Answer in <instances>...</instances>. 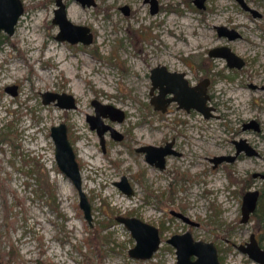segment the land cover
I'll return each mask as SVG.
<instances>
[{
  "label": "rangeland",
  "instance_id": "374dc122",
  "mask_svg": "<svg viewBox=\"0 0 264 264\" xmlns=\"http://www.w3.org/2000/svg\"><path fill=\"white\" fill-rule=\"evenodd\" d=\"M62 1L72 22L89 27L91 43L56 38L55 0H23L14 32L0 33V263L176 264L175 247L166 237L189 229L193 237L216 244L223 264H262L236 244L254 232L264 248V220L258 219L264 217V0H246L258 15L238 0H204L203 8L192 0H156L155 11L149 0ZM72 4L80 11L77 18L69 13ZM169 20L197 44L170 35ZM216 24L235 28L238 36L219 35ZM216 45H228L243 65L229 67L224 57L209 55ZM156 64L183 71L191 83L208 77L212 116L175 101L165 112L154 109L149 88ZM12 84L15 94L5 89ZM45 91L72 93L76 106L46 103ZM93 98L126 111L123 121L113 123L125 140L107 133L104 152L86 119L94 113ZM252 119L258 129L243 126ZM62 121L79 160L90 222L54 157L50 127ZM172 138L182 153L169 155L164 169L135 150ZM233 138H244L257 154L241 152L214 166L213 155L235 152ZM122 174L131 194L114 183ZM249 189H257L259 199L241 221L242 196ZM119 214L160 225L161 242L150 257L129 254L135 239L116 219Z\"/></svg>",
  "mask_w": 264,
  "mask_h": 264
},
{
  "label": "water",
  "instance_id": "95a60500",
  "mask_svg": "<svg viewBox=\"0 0 264 264\" xmlns=\"http://www.w3.org/2000/svg\"><path fill=\"white\" fill-rule=\"evenodd\" d=\"M82 5L94 4V0H79ZM151 1V10L156 8V0ZM243 3V0H239ZM199 7L203 6V0H194ZM125 12L128 6H123ZM24 7L22 0H0V32L12 34L15 25L23 13ZM255 14L257 12L253 11ZM52 21L58 24L59 30L56 38L59 40H67L71 43L82 42L89 44L93 40V35L89 27L72 22L66 15L65 4L62 0H56V7L53 9ZM219 35H226L232 39L238 35L234 28H228L225 25H217ZM209 54L213 56H222L226 59L228 66L241 67L244 60L237 55L229 46L220 45L212 47ZM151 99L157 109L165 110L170 101L175 100L178 106L184 107L186 110L194 108L201 112L205 117L212 115V106L207 103L209 94L207 85L209 79L204 77L195 84H190L183 71L170 70L164 64H157L151 68ZM10 93H16V85H7L5 87ZM157 89V93L153 90ZM171 93L170 96L166 94ZM43 101H54L55 104L63 108H73L76 106L75 96L68 92L45 91L43 92ZM94 113H88L86 119L91 128H95L102 145H104V132L110 130L112 136L121 137V133L108 123L103 122V117H109L111 120H122L124 110L116 105L108 102H101L93 99ZM246 126L253 125L257 128L255 120L246 123ZM50 134L54 142V157L60 170L64 172L72 181L79 193V206L83 211L84 217L90 222L91 205L85 191L82 188V178L79 163L76 159V153L68 138L67 125L65 122L53 124L50 127ZM237 151L245 149L246 153L253 154L255 149L246 144L244 139L235 141ZM138 150L145 152V158L149 163H154L160 168L164 167L165 155L174 152L171 148V142L164 145L144 144L138 147ZM233 159V156L219 155L214 157L215 162L222 159ZM115 184L125 193H132V188L127 181L125 175L121 180L115 181ZM258 198L257 189H249L242 196L241 203V221H247L251 212L256 207ZM120 222L130 230L131 235L135 239L134 245L129 249V254L133 257L148 258L158 248L160 243V235L156 226L145 220L129 215H118L116 217ZM175 247L176 264H221L218 258L217 248L212 241L194 238L190 231L186 230L182 233H174L167 238ZM237 248L245 252L251 259L264 264V248L259 244L254 232H251L248 240L238 244ZM1 264V263H0ZM104 264V263H102Z\"/></svg>",
  "mask_w": 264,
  "mask_h": 264
},
{
  "label": "flooded vegetation",
  "instance_id": "af4514ba",
  "mask_svg": "<svg viewBox=\"0 0 264 264\" xmlns=\"http://www.w3.org/2000/svg\"><path fill=\"white\" fill-rule=\"evenodd\" d=\"M147 1V0H146ZM193 2H194V0H192ZM239 1V0H238ZM22 2H23V0H22ZM149 2H150V10H151V1L149 0ZM240 3H241V1H239ZM195 3V2H194ZM243 3H245V6L242 4V6L246 9V10H248V11H250L253 15H258V14H261V13H259V11L258 10H256L255 8H253V7H251L250 5H248L247 3H246V0H243ZM55 4H56V0H55ZM195 5H196V3H195ZM197 7H199L198 5H196ZM23 7H24V5H23ZM56 7V6H55ZM54 7V8H55ZM204 7V0H203V6L202 7H199V8H203ZM156 8H157V2H156ZM156 8L153 10V11H155L156 10ZM124 9V8H123ZM24 11V10H23ZM125 11V10H124ZM152 11V10H151ZM253 11H255V12H257L256 14L253 12ZM126 13H128V11L126 12ZM219 25H223V24H219ZM215 26H217V24L215 25ZM226 26V25H225ZM229 28V27H228ZM216 29H217V27H216ZM235 29V28H234ZM1 33V32H0ZM217 33H218V31H217ZM226 36V35H225ZM238 36V35H237ZM216 46H220V45H216ZM228 46V45H227ZM213 47H215V46H213ZM212 47H210L209 49H208V54H209V50L211 49ZM210 55V54H209ZM211 56H213V55H211ZM242 58V57H241ZM243 59V58H242ZM226 60V59H225ZM226 64H227V62H226ZM157 65V64H156ZM228 65V64H227ZM153 67V66H152ZM151 67V68H152ZM229 67H233V66H229ZM151 68H150V72H151ZM171 70V69H170ZM178 71V70H177ZM204 78V77H203ZM203 78H201V79H203ZM208 78V77H207ZM201 79H199L198 81H200ZM151 80V79H150ZM189 81V80H188ZM198 81H196L195 83H197ZM209 82V81H208ZM189 83L190 84H195V83H191L190 81H189ZM151 86H152V83H151ZM151 86H150V88H149V94H150V97H149V102L153 105V108L154 109H156V110H160V111H163V112H165V111H167L168 110V106H169V104L171 103V102H173V101H175V100H173V101H170L168 104H167V106H166V108H165V110H161V109H157V108H155L154 107V104L150 101V99H151V93H150V89H151ZM207 87H208V85H207ZM158 92V90H156V89H154L153 90V93L155 94V93H157ZM207 92H208V90H207ZM209 94V93H208ZM171 95V93H168V94H166V96H170ZM94 99V98H93ZM92 99V100H93ZM96 99V98H95ZM92 100H91V103H92ZM75 101H76V99H75ZM99 101H101V100H99ZM101 102H104V101H101ZM176 102V101H175ZM178 104V103H177ZM93 105V104H92ZM94 106V105H93ZM118 107V106H117ZM178 107H180V106H178ZM121 108V107H120ZM184 108V107H183ZM123 109V108H122ZM124 110V109H123ZM212 116V115H211ZM125 117H126V111L124 110V117L122 118V120H111L109 117H103L102 118V120H103V122H105V123H108V124H110L111 126H113L114 128H116L118 131H119V133H121V137L120 138H116V137H114V136H112V134H111V132H110V130H106L105 132H104V145H102V143H101V140H100V137H99V135H98V133H97V131H96V129L95 128H91V129H94L95 131H96V133H97V135H98V137H99V143H100V147H101V149H102V151L104 152L105 150H106V134L108 133L112 138H114L115 140H118V141H122V140H125V135H126V133L125 132H123V131H121L120 129H118L116 126H115V124H113L114 122H121V121H123L124 119H125ZM107 119H109L110 120V122L109 121H107ZM251 122V120L250 121H245L244 123H243V126L245 127V128H249V127H252V128H255V129H258V125H257V128L256 127H254L253 125H250V126H246L245 124L246 123H250ZM256 122V121H255ZM89 123V122H88ZM257 124V123H256ZM89 126H90V124H89ZM67 131H68V128H67ZM68 138H69V140H70V142H71V144H72V146H73V143H72V141H71V139H70V137H69V134H68ZM240 139H244V138H240ZM240 139H236V138H233V143H234V145H235V152L233 153V154H228L229 156L231 155V156H233L234 158L233 159H228V158H226V159H222V160H220V161H217V162H215V160H214V157H216V156H219V155H213L212 156V161H213V165L215 166L216 164H218V163H220V162H222V161H233L235 158H237L238 157V155L241 153V152H243V153H245V154H248V153H246V151H245V149L243 148V149H241V150H239L238 152H236L237 151V146H236V143H235V141L236 140H240ZM245 140V139H244ZM166 142H171V148L174 150V152H171V153H167L166 155H165V164H164V167H162V168H160L159 166H157V165H155L154 163H149L147 160H146V158H145V152L144 151H140V150H138V147H140L141 145H144V144H153V143H143V144H140V145H137V146H135V150L136 151H139L140 153H143V155H144V158H145V160L150 164V165H153V166H155V167H157V168H159V169H164L165 168V166H166V160H167V157L169 156V155H181V153L182 152H180L178 149H176V147H175V144H174V139L172 138V139H166V140H164V142L163 143H161V144H155V145H164ZM245 143L246 144H248L247 142H246V140H245ZM248 145H250V144H248ZM251 146V145H250ZM73 149H74V151H75V148H74V146H73ZM75 153H76V151H75ZM253 154H257V151L255 152V153H253ZM222 155H225V154H222ZM250 155V154H249ZM76 159H77V161H78V163H79V160H78V158H77V153H76ZM79 167H80V164H79ZM124 174H122L121 175V177L123 176ZM126 176V175H125ZM121 177H120V179H117V180H115V181H119V180H121ZM126 178H127V176H126ZM115 181H114V183H115ZM127 181H128V183H129V180H128V178H127ZM130 184V183H129ZM123 191V190H122ZM247 191V190H246ZM124 192V191H123ZM133 192V191H132ZM127 194V193H126ZM131 194V193H130ZM258 199H259V195H258V198H257V202H256V205H257V203H258ZM242 203V202H241ZM255 209H256V207H255ZM254 209V210H255ZM253 210V211H254ZM174 215H176V216H179L180 218H182L184 221H186V222H189V223H192V224H195V223H193V221L188 217V216H186L184 213H182V212H180V211H171ZM252 213V212H251ZM119 215H125V214H119ZM118 216V215H117ZM129 216H136V217H139V216H137V215H129ZM139 218H141V217H139ZM141 219H143V218H141ZM118 220V219H117ZM144 220V219H143ZM146 222H148V223H151L152 225H154V226H156L157 227V229H158V232H159V235H160V239H161V232H162V230H161V228H160V225H156V224H154V223H152V222H149V221H147V220H145ZM123 223V222H122ZM186 230H188V231H190L189 229H186ZM186 230H184V231H186ZM183 231V232H184ZM191 232V231H190ZM174 233H182V232H174ZM174 233H172V234H174ZM172 234H170L169 236H171ZM192 234V233H191ZM168 236V237H169ZM168 237H166V241H167V238ZM195 238V237H194ZM197 239H199V238H197ZM208 241H211V240H208ZM246 241V240H245ZM244 241V242H245ZM160 242H161V240H160ZM168 242V241H167ZM213 242V241H212ZM244 242H241V243H244ZM170 243V242H169ZM241 243H238V244H241ZM160 244V243H159ZM171 244V243H170ZM215 244V243H214ZM238 244H236V247H237V245ZM215 246H216V244H215ZM216 248H217V246H216ZM238 249V248H237ZM240 250V249H239ZM241 251V250H240ZM242 252V251H241ZM217 253H218V258H219V261H220V263L221 264H223L222 263V261H221V259H220V257H219V252H218V249H217ZM243 253H245V252H243ZM246 254V253H245ZM247 255V254H246ZM248 256V255H247ZM249 257V256H248ZM250 258V257H249Z\"/></svg>",
  "mask_w": 264,
  "mask_h": 264
},
{
  "label": "bare ground",
  "instance_id": "6f19581e",
  "mask_svg": "<svg viewBox=\"0 0 264 264\" xmlns=\"http://www.w3.org/2000/svg\"><path fill=\"white\" fill-rule=\"evenodd\" d=\"M68 10H69V13L72 17L77 18L79 16L80 11L78 10V8L75 4H72ZM143 11H144V9L141 8L140 9L141 17L144 16ZM186 25H189L191 27L193 26L191 23H187ZM167 28H168L170 35L175 36L176 39L183 41L186 45H194V44H197V42H198L197 38L189 36L188 32H183L181 28L179 29V27L176 26L174 23H171V21H170V25ZM160 36L167 44L170 43L171 37H168L164 34H161ZM104 38H105L104 33H101L99 36V39L102 41V40H105ZM180 46L181 45H179L178 47L180 48ZM235 95H233V94L230 95V99H232L234 101Z\"/></svg>",
  "mask_w": 264,
  "mask_h": 264
},
{
  "label": "trees",
  "instance_id": "16d2710c",
  "mask_svg": "<svg viewBox=\"0 0 264 264\" xmlns=\"http://www.w3.org/2000/svg\"><path fill=\"white\" fill-rule=\"evenodd\" d=\"M261 215H264V212ZM258 219H260V220L263 221L264 220V217H262V216L259 215Z\"/></svg>",
  "mask_w": 264,
  "mask_h": 264
}]
</instances>
